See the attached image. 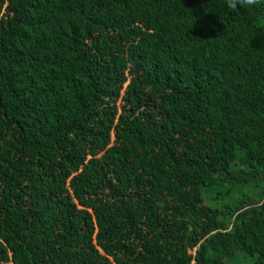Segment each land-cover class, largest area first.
I'll use <instances>...</instances> for the list:
<instances>
[{"label": "trees", "instance_id": "obj_1", "mask_svg": "<svg viewBox=\"0 0 264 264\" xmlns=\"http://www.w3.org/2000/svg\"><path fill=\"white\" fill-rule=\"evenodd\" d=\"M0 264H264V0H0Z\"/></svg>", "mask_w": 264, "mask_h": 264}, {"label": "clouds", "instance_id": "obj_2", "mask_svg": "<svg viewBox=\"0 0 264 264\" xmlns=\"http://www.w3.org/2000/svg\"><path fill=\"white\" fill-rule=\"evenodd\" d=\"M259 2L260 0H227V7L233 10L244 6L251 8L256 6Z\"/></svg>", "mask_w": 264, "mask_h": 264}]
</instances>
